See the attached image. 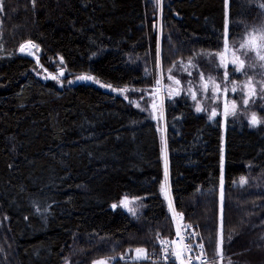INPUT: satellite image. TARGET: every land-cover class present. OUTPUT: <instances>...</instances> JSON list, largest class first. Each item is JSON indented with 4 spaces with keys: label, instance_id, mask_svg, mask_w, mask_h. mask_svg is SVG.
Instances as JSON below:
<instances>
[{
    "label": "trees",
    "instance_id": "obj_1",
    "mask_svg": "<svg viewBox=\"0 0 264 264\" xmlns=\"http://www.w3.org/2000/svg\"><path fill=\"white\" fill-rule=\"evenodd\" d=\"M258 4L3 0L0 264H122L109 258L151 253L175 234L173 210L212 264H264V125L249 126L264 99L246 107L234 95L223 145L221 123L208 117L222 106L210 84L225 85V68L220 55H199L221 54L226 22L237 51L248 35L264 36L254 30L264 26ZM26 41L36 58L19 52ZM189 58L196 67L184 71ZM250 70L228 65V80L242 76L237 91ZM85 75L95 80L77 79ZM125 196L141 198L135 215L111 207Z\"/></svg>",
    "mask_w": 264,
    "mask_h": 264
},
{
    "label": "snow or ice",
    "instance_id": "obj_2",
    "mask_svg": "<svg viewBox=\"0 0 264 264\" xmlns=\"http://www.w3.org/2000/svg\"><path fill=\"white\" fill-rule=\"evenodd\" d=\"M35 2V0H33V3ZM156 3L159 5L161 3V0H156ZM225 3L227 4V0H225ZM257 7H259L262 11H264V4H258ZM3 10V0H0V11ZM227 22L225 24V39H224V49L225 51L228 50L229 48V41H228V33H227ZM254 30H259L264 32V26H260L258 29H254ZM31 48H38V45L33 44L31 41L26 42L25 44H21L19 47V52L21 53H25V54H32L31 52ZM158 54H159V48L157 49ZM238 51H240L245 57H249V53H253V56L250 57L251 61L250 63H248L247 65H245L244 60H237V59H232L231 61H229L228 63H224L223 62V57L221 54L219 53H204L201 52L199 55H208V56H221V64L218 65V67H224L225 68V72H224V77L223 79L225 81L228 80L230 73L227 71L228 65L231 64L233 72H239L242 73L244 75L247 76V69H254V70H259L260 75L262 77H264V36H261L259 39V42H255V41H250L247 44H241ZM62 61V58H61ZM181 64H183V62H180ZM196 67L193 63H192V58H189V63L188 66H184L183 70L184 71H188V67ZM175 67V65H174ZM169 72H171V69H169ZM62 74V73H61ZM189 75H191V72H189ZM201 80L204 79V74L203 73H199ZM55 78V77H54ZM77 79L80 80H95L94 77L92 76H81L78 77ZM169 79H172L171 76H169ZM209 80H212L211 77H209ZM96 83H99L98 80L95 81ZM157 83H159V81H157ZM176 84H179L180 81H175ZM103 87H107V88H111L112 86L110 84L108 85H102ZM203 91H207V85H203L202 86ZM114 91L116 89H113ZM219 85H216L215 88L213 89V94H215L216 91H219ZM238 90V86L235 84V82H233V87L231 88L232 92H236ZM121 92V94H123L125 91H128V89H120L119 90ZM229 91L228 88H224L223 92L226 94ZM239 91L242 93V100L241 103L244 106H249L251 104H255L256 100L259 99H264V79H261L259 82L254 81V79L249 76L247 81L243 82V87L239 88ZM179 93H177L178 95ZM190 94L192 96L193 100H197V96L195 94V92H191L190 90ZM127 98V97H126ZM137 107H139V105H137ZM155 107V104H153V108ZM197 112L200 111H207L206 108H202L199 105V102L197 103L196 109ZM216 115H218V113L213 110L211 112V114L209 115V120H212ZM223 115L225 118H227L228 116H236L237 115V104L235 103V101H232L230 104L226 101L224 104V109H223ZM264 125V117H258L257 113L252 112L250 117H249V126L251 127H257V126H262ZM221 170H222V175H221V187L223 186V154L221 155ZM165 178L167 179V172H165ZM240 183L241 184H246L247 183V178L246 177H241L240 178ZM161 191L162 193H167V188L165 184L161 185ZM141 199L139 197H134L132 198V200H129L127 196H125L123 199L120 200L119 205L117 204H113L111 207L113 209L119 207H123L125 209H127V211L129 213H131L132 215L136 214V209L133 207H130V205L132 203H134L136 200ZM177 237H180L181 240L184 239V237H181L180 234V230L177 229L176 232ZM189 235H193V234H189ZM229 239L231 237H228ZM223 240L224 237L221 234L220 236V240L217 244V255L218 256H222V244H223ZM161 245H162V255L159 257V259L164 261V264H169V262H171V264H177V262H179V264H185V261L183 259V257L185 256L186 253H191L193 251L192 249V245H184L183 247H178L176 250H170L169 247H163V245L166 243L164 241H160ZM171 244H176L177 242L173 241L170 242ZM197 248H199L201 250V252L204 249V245L203 244H198ZM129 252H134V255H128V252L122 254L119 258L117 257H110L109 260H117V259H127L128 261H135L136 264H140L141 261H147L151 259V254L148 253V251L144 248H136L134 250H128ZM188 259V264H192V259L193 257L191 255H188L187 257ZM195 260L199 261L200 260V256H196ZM67 264V262H66ZM95 264H106V261L104 260H100L95 262ZM153 264H155V262H153Z\"/></svg>",
    "mask_w": 264,
    "mask_h": 264
},
{
    "label": "built area",
    "instance_id": "obj_3",
    "mask_svg": "<svg viewBox=\"0 0 264 264\" xmlns=\"http://www.w3.org/2000/svg\"><path fill=\"white\" fill-rule=\"evenodd\" d=\"M173 215H174V220H175V234L172 237L168 238H160L158 241V246L156 249H154L151 253V259L147 261H143L145 263L140 262V264H164V261L159 259V257L162 255V245L160 241L166 242L163 247H169L170 250H176L178 247H183L184 245H192L193 251L191 253H186L185 256L183 257L185 264H188V255H191L193 257L192 259V264H212L211 260L206 252V249L204 247L203 251L199 248H197L198 244H201L195 234V229L192 226H187L184 224L182 216L177 214L175 210H173ZM177 229L180 230L181 237H184L183 240L180 239V237H177L176 232ZM193 234V235H189ZM177 242L176 244H171L170 242ZM123 253L118 254V258L122 255ZM196 256H200V260L197 261L195 260ZM122 264H136L135 261H128L127 259L121 260L119 259ZM171 264V262H169ZM179 264V262H177Z\"/></svg>",
    "mask_w": 264,
    "mask_h": 264
},
{
    "label": "rangeland",
    "instance_id": "obj_4",
    "mask_svg": "<svg viewBox=\"0 0 264 264\" xmlns=\"http://www.w3.org/2000/svg\"><path fill=\"white\" fill-rule=\"evenodd\" d=\"M260 37H261V36H259V35H248V36L246 37V39H245L244 44H247V43H249L250 41H255V42L258 43ZM26 42H28V41H26ZM26 42H24L23 44H25ZM31 52H32V54H28V55L31 56V57H33V58H36V53H35V51H34V48H31ZM221 55H222V57H223V62H224V63H228V62L231 61L232 59H237L238 61H239V60H242L241 57H240L239 52H238L237 50L231 48L230 46H229V48H228L227 51H225L224 46H223V48L221 49ZM229 65H230V64H229ZM250 76H251L252 78L257 79V80L264 79V77H262V76L260 75L259 70L251 69V70H250ZM248 77H249V76H248ZM248 77L244 80V82L247 81ZM240 78H242V76H238V77L236 76V77L233 78L232 80H227L226 83H225V85H224L223 87H220V86H219V88H220L221 90L215 92V94H214V98L220 100L221 103H222V106L220 107L219 110H218L217 108H214V109H212V110L209 112V115L211 114V112H212L213 110H215V111L218 113V115H216L212 120H214V121H220V123H221V126H222V141H223V145H224V143H225L226 120H227V118H228V117L225 118L224 115H223L224 104H225L226 101H227L229 104H230L232 101H236V99H234V95H235V94H238L240 91H236V93H234V92L231 91V88L233 87V82H235V84L238 85V82H239ZM202 85H206V83L202 82ZM216 85H218L216 82L211 81L210 88H212V90H213V89L215 88ZM224 88H228V89H229V91H228L226 94L223 92V89H224ZM235 103H236V102H235ZM236 104H237V103H236ZM196 106H197V105H196ZM259 117H264V111H263V113H261V114L259 115ZM96 261H99V260H94V261H92L91 264H95Z\"/></svg>",
    "mask_w": 264,
    "mask_h": 264
},
{
    "label": "flooded vegetation",
    "instance_id": "obj_5",
    "mask_svg": "<svg viewBox=\"0 0 264 264\" xmlns=\"http://www.w3.org/2000/svg\"><path fill=\"white\" fill-rule=\"evenodd\" d=\"M221 90V89H220ZM220 122V121H219Z\"/></svg>",
    "mask_w": 264,
    "mask_h": 264
}]
</instances>
